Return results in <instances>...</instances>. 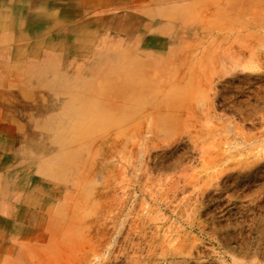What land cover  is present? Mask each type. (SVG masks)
I'll return each mask as SVG.
<instances>
[{
  "label": "rangeland",
  "instance_id": "rangeland-1",
  "mask_svg": "<svg viewBox=\"0 0 264 264\" xmlns=\"http://www.w3.org/2000/svg\"><path fill=\"white\" fill-rule=\"evenodd\" d=\"M104 6L4 119L40 204L0 264H264V0Z\"/></svg>",
  "mask_w": 264,
  "mask_h": 264
},
{
  "label": "crops",
  "instance_id": "crops-1",
  "mask_svg": "<svg viewBox=\"0 0 264 264\" xmlns=\"http://www.w3.org/2000/svg\"><path fill=\"white\" fill-rule=\"evenodd\" d=\"M108 2L116 0H0V245L5 237L13 241L19 237L29 226L30 211L40 204L37 193L27 191L20 164L8 155L11 142L4 133V119L13 112L12 101L26 99L24 86L38 84L51 60L64 64L69 53L89 49L87 22Z\"/></svg>",
  "mask_w": 264,
  "mask_h": 264
},
{
  "label": "bare ground",
  "instance_id": "bare-ground-1",
  "mask_svg": "<svg viewBox=\"0 0 264 264\" xmlns=\"http://www.w3.org/2000/svg\"><path fill=\"white\" fill-rule=\"evenodd\" d=\"M5 1V0H4ZM18 1V0H17ZM70 1V0H69ZM72 1V0H71ZM28 2V1H27ZM43 2V1H42ZM6 4V3H5ZM26 4V3H25ZM37 5V4H36ZM46 7V6H45ZM15 8H17L16 6H15ZM11 10V9H10ZM14 10H16V9H14ZM18 10V9H17ZM16 10V11H17ZM43 10V9H42ZM49 14V13H48ZM44 15H46L47 16V14H44ZM35 16H37V15H35ZM62 16V15H61ZM15 17V16H14ZM38 17H39V15H38ZM48 17V16H47ZM52 18H54L53 16H51ZM40 18V17H39ZM42 18V17H41ZM13 19V18H12ZM22 19V18H21ZM1 20V19H0ZM14 20V19H13ZM7 21V20H6ZM9 23V22H8ZM25 23H26V21H25ZM1 24V23H0ZM14 24V23H13ZM12 24V27L14 26ZM36 25V24H35ZM34 25V26H35ZM5 26V25H4ZM33 26V27H34ZM85 27V26H84ZM42 28H44V27H42ZM7 29V28H6ZM17 29V28H16ZM4 30V29H3ZM40 30H42V29H40ZM200 30V29H199ZM71 32V31H70ZM3 33V32H2ZM2 33H1V35H2ZM70 34V33H69ZM8 35V34H7ZM66 38H67V36H66ZM73 40V39H72ZM73 42V41H72ZM95 42V41H94ZM8 43V42H7ZM11 44V43H10ZM80 44V43H79ZM73 45V44H72ZM81 45H83V43H81ZM41 47V46H40ZM82 47V46H81ZM11 49V48H10ZM14 49V48H13ZM91 49V48H90ZM57 50H59V49H57ZM61 50V49H60ZM24 52V51H23ZM62 52V51H61ZM22 53V52H21ZM54 53H56V52H54ZM9 54V53H8ZM23 54V53H22ZM21 55V54H20ZM24 58V57H23ZM1 64V63H0ZM16 65V64H15ZM2 66H3V64H2ZM4 67H5V65H4ZM0 69H2V68H0ZM93 71V70H92ZM89 72V71H88ZM35 83V82H34ZM68 83V82H67ZM36 85H37V83H36ZM58 110H61V109H58ZM62 114V113H61Z\"/></svg>",
  "mask_w": 264,
  "mask_h": 264
}]
</instances>
